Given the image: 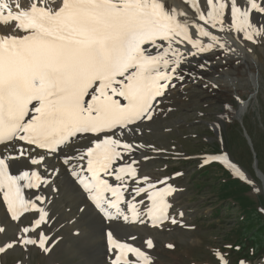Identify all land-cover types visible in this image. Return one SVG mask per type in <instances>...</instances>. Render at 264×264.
Wrapping results in <instances>:
<instances>
[{
    "label": "rangeland",
    "instance_id": "rangeland-1",
    "mask_svg": "<svg viewBox=\"0 0 264 264\" xmlns=\"http://www.w3.org/2000/svg\"><path fill=\"white\" fill-rule=\"evenodd\" d=\"M253 1L260 4L261 0ZM244 3H234L232 22L235 21L233 18L235 19L238 10L246 6ZM251 16L257 17L250 27L251 41L245 40L247 49L241 48L253 61V68L256 70L252 72V69L239 61L243 60L240 55L231 54L230 51L224 54L226 61L234 59L223 72L239 77L236 80V89L240 97L228 92L231 87L221 84L213 87V83L218 84L217 81L206 83L202 79L200 83L206 89L195 91L194 98L174 96L175 99L173 97L169 105L175 108L176 113H169L159 122L148 126L139 137L156 145L155 148L161 150L163 156L180 153L176 156L178 162L172 165L177 166V170H183L185 176L181 180L173 179L177 190L172 197V206L168 209L176 206L177 197V203L186 206L187 210L196 209L197 212L193 214L194 221L190 220L187 225L192 226L191 228L178 229L180 224L177 216H171L176 214L174 211L169 214L172 221H164L156 231L155 227H148L147 230L144 227L131 228L133 234H138L128 241H117L119 245L115 247V253H108L107 243L104 241L107 227L103 228V220L89 203L87 205L84 202L77 210V216L70 217H65L55 207L50 215L52 218L46 215L50 222L48 226L34 231L33 219L36 216L10 223L5 212L0 217V228L6 229L4 232L0 230V246L7 249L4 252L0 249V264H114L113 257L118 256V247L127 246L136 249L138 257L142 256L149 261L156 257V253L158 264H219L216 260L220 257H224V264H236L239 256L235 252L238 251L236 246L242 250L241 256L248 254L247 250L255 251L253 242L243 246L238 241L239 235L244 238L247 235L241 231L247 220L254 215L264 220V187L255 172L256 166L257 172L264 177V14L251 10ZM200 30L206 35L210 33L206 26H202ZM218 42L224 43L222 40ZM220 59L223 60V56ZM209 65V62L204 63L208 70H202L203 74L209 72ZM219 87L224 88L220 90ZM221 116L225 118L218 120ZM188 156L194 157L196 161L186 160V164H182L181 161ZM161 168L162 161L159 159L145 167L144 171L151 176H157L162 172ZM172 170L163 173L169 174ZM159 177L162 176L157 178ZM70 185L77 188L76 183ZM182 188L185 192L180 191ZM0 198V212H3L12 203L10 200L5 203L3 197ZM72 211L74 210L71 209L68 214L71 215ZM95 212L100 220H93ZM73 218L75 223L71 220ZM86 219L89 221V231L75 234L77 229H82L81 223ZM9 224L13 227L8 228ZM119 225L115 224V227ZM124 225L127 226V222ZM109 229L112 233L115 229L122 231L120 228ZM54 231L57 233L53 235L52 241L51 233ZM40 234L49 235V247L41 249L33 242L36 235L38 237ZM256 236L264 242L263 234ZM67 239L71 243L70 249L74 250L70 252L72 255L68 254L69 249L64 246ZM166 242H177L178 249L165 252V256L161 251ZM79 244L84 245L82 251L78 250ZM169 246L172 248V245ZM129 253L131 262L134 263V253ZM248 256L243 258L246 261L256 260L255 264H264V254L258 256L250 252Z\"/></svg>",
    "mask_w": 264,
    "mask_h": 264
},
{
    "label": "bare ground",
    "instance_id": "bare-ground-1",
    "mask_svg": "<svg viewBox=\"0 0 264 264\" xmlns=\"http://www.w3.org/2000/svg\"><path fill=\"white\" fill-rule=\"evenodd\" d=\"M28 1L0 0V15H3V18L0 17V118L11 106L12 96L23 93L33 76L44 80V92L56 91L63 101L66 100L74 89L76 90L101 73L110 71L126 42L134 34L152 28L150 21L155 19V11L160 14L154 5L150 6L151 3L143 7L137 5L136 1L132 3V0L128 5L127 0H117L122 3L119 5L121 9L108 0H38L39 4L51 8L50 11L54 13L61 8L60 12L52 14L53 12L34 9L20 21L21 27L31 28L32 34L23 39L5 38L2 41V35L8 37L6 35L14 32L15 21L18 19L21 8L25 7ZM159 1L164 12L183 11L185 13L191 20L188 30L191 36H195L193 27L197 22L199 23V16H205L209 18L208 21L215 22L216 35L228 34L225 39H222L224 43L215 42L216 48L206 61L210 63L209 72L206 71L207 74H203L204 72L201 71L197 74L206 83L217 81L218 84L213 83V87L220 84L231 87L228 92L240 97L236 89V80H239V77L223 72L229 64L234 62V59L225 60V52L233 50L235 54L241 56L243 60L239 61H242L248 69H252V72L256 69L253 68L255 67L253 61L244 49L237 46L231 47V42L236 38L232 35V31H228L232 25L230 13L235 2H245L246 6L243 5V8L247 9L252 3V10L263 14L264 0L260 1L259 10L255 9L258 1L253 0H201L200 7L192 4L191 0ZM56 2L59 4H55ZM140 6L146 8L145 11ZM6 18L13 19V23H5ZM162 20L163 18H159L156 21ZM216 26H219L221 31L216 29ZM14 35L22 37L23 33L17 31ZM179 44L180 50L185 48L187 53L195 50L194 48L204 47V42L201 44L179 42ZM152 50H154L152 47L143 49L145 53H150ZM221 56L223 60L220 59ZM196 59L197 57H193L191 61ZM223 88L219 87L220 90ZM245 105L248 104L245 103ZM125 133L127 131L123 134ZM73 154L71 151L69 154L55 156L56 159L48 158L49 155L42 150L28 147L19 141L0 147V197H7L18 215L23 212L28 201L31 203L36 201L42 204V210L48 217L52 218L50 215L55 207L63 212L65 217L77 216V210L88 201L84 200L77 189L79 188L77 181L84 170L73 169V162L80 161V158L73 157ZM76 154L85 159L81 151ZM33 160L42 161L35 166ZM37 172L41 173L42 183L37 190H34L30 175L38 174ZM257 174L264 184V177L259 171ZM70 183H76L77 188L72 187ZM40 197L43 198L42 202L39 201ZM71 209L74 211L69 215ZM123 217H127V214L123 213ZM93 220H100L96 212L93 214ZM143 220V215L137 218L136 228L143 229L140 225Z\"/></svg>",
    "mask_w": 264,
    "mask_h": 264
},
{
    "label": "trees",
    "instance_id": "trees-1",
    "mask_svg": "<svg viewBox=\"0 0 264 264\" xmlns=\"http://www.w3.org/2000/svg\"><path fill=\"white\" fill-rule=\"evenodd\" d=\"M255 213L257 214V211H255ZM259 217H262V216L260 215ZM254 221H256V222H254ZM242 230H243V233H245L247 235L245 236V238L239 235V240H238L239 243L242 242L240 244H242L244 246L245 244H248L249 242L250 243L253 242L254 248L256 250L252 253H256V254L260 253L262 251V247L264 245V242H263V240L259 239L260 238L259 236H256V235L263 234V238H264V220H262L261 218H258L254 215V217H251L249 220H247V222L245 223V227L243 229H241V231ZM234 246H236V245H234ZM235 252H238L239 256L242 257L241 256L242 250H240L238 248V251H235ZM246 252H248V254H250L249 250H247ZM248 254H244V255H248Z\"/></svg>",
    "mask_w": 264,
    "mask_h": 264
},
{
    "label": "water",
    "instance_id": "water-1",
    "mask_svg": "<svg viewBox=\"0 0 264 264\" xmlns=\"http://www.w3.org/2000/svg\"><path fill=\"white\" fill-rule=\"evenodd\" d=\"M247 137V136H246ZM248 139V138H247ZM255 171H256V174H257V169L255 168ZM258 175V174H257ZM259 177V176H258ZM260 178V177H259ZM261 179V178H260ZM261 181H262V179H261ZM262 184H263V182H262ZM264 185V184H263Z\"/></svg>",
    "mask_w": 264,
    "mask_h": 264
}]
</instances>
